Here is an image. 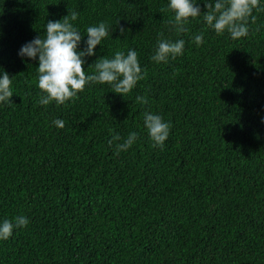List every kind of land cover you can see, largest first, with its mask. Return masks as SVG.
<instances>
[{
	"label": "trees",
	"instance_id": "obj_1",
	"mask_svg": "<svg viewBox=\"0 0 264 264\" xmlns=\"http://www.w3.org/2000/svg\"><path fill=\"white\" fill-rule=\"evenodd\" d=\"M195 2L203 14L216 0ZM168 5L0 0V69L14 94L0 102V224L29 221L0 240V264H264V0L238 40L203 15L178 33ZM73 11L78 51L88 27H109L84 57L86 74L100 57L137 52L147 76L128 95L89 84L74 101L38 103V58L19 50ZM159 39L183 40L182 54L157 64ZM145 112L170 124L162 147ZM133 132L135 143L118 152Z\"/></svg>",
	"mask_w": 264,
	"mask_h": 264
},
{
	"label": "clouds",
	"instance_id": "obj_2",
	"mask_svg": "<svg viewBox=\"0 0 264 264\" xmlns=\"http://www.w3.org/2000/svg\"><path fill=\"white\" fill-rule=\"evenodd\" d=\"M260 0H216L213 4L205 2L206 11L202 14L195 0H169L168 9L174 13V18L168 21L175 26L176 31L185 32L189 18H197L203 15L207 26L214 29L217 35L227 32L231 39L238 40L246 37L249 32V18L255 23L256 17L252 15L254 9H258ZM164 11V9H161ZM78 13H68L59 21H49L46 24L44 36H37L31 42L26 43L19 50L21 58L35 60L38 58V88L44 93L38 101L47 106L53 101L63 105L67 101H74L77 94L84 91L89 84H106L112 92L121 96L128 95L141 80L147 76V72L141 68L138 54L135 50H129L125 55L122 51H116L114 57L98 58L93 65L91 74H86L84 69V57L93 56L94 49L108 38L109 27L101 22L97 26H90L86 30V47L78 51V45L82 39L81 32L73 26ZM119 22V21H118ZM117 22V24H118ZM123 34L127 30L120 29ZM203 42V34L195 37V43ZM184 49V41L159 39L152 60L157 64L167 63L170 58L174 59L181 55ZM0 102H10L14 95L12 91V77L0 69ZM139 104H146L144 96L136 97ZM57 128H63L65 121L57 119L53 121ZM144 126L149 138L155 146L162 147L169 136L170 124L165 122L160 115L151 112L144 113ZM137 133H130L123 143L117 145V150L129 149L137 140ZM119 141L117 135L113 138ZM28 220L24 216H17L14 220L5 219L0 224V240L11 237L15 228L25 227Z\"/></svg>",
	"mask_w": 264,
	"mask_h": 264
}]
</instances>
